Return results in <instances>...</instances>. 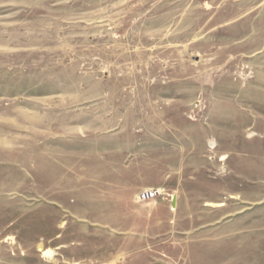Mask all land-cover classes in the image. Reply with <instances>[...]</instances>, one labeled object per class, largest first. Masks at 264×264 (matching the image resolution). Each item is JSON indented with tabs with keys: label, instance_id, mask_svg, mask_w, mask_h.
I'll return each instance as SVG.
<instances>
[{
	"label": "rangeland",
	"instance_id": "rangeland-1",
	"mask_svg": "<svg viewBox=\"0 0 264 264\" xmlns=\"http://www.w3.org/2000/svg\"><path fill=\"white\" fill-rule=\"evenodd\" d=\"M0 264H264V0H0Z\"/></svg>",
	"mask_w": 264,
	"mask_h": 264
},
{
	"label": "crops",
	"instance_id": "crops-1",
	"mask_svg": "<svg viewBox=\"0 0 264 264\" xmlns=\"http://www.w3.org/2000/svg\"><path fill=\"white\" fill-rule=\"evenodd\" d=\"M114 194V193H113ZM116 195H112L113 197H110V196H106V197H104L105 199L107 198V199H111V200H113V199H115V200H120V199H123L124 197L123 196H121V194H120V192H118V193H115ZM137 199V197L135 196V195H132V194H129L128 195V198H126V200L128 201V203L130 202L134 207H135V204L137 203L138 204V202H141V201H138V200H136ZM138 201V202H137ZM117 203H112L111 204V207H110V211L109 212H107V214L108 215H114V212H115V208L117 207V206H115ZM118 205H120V202H119V204ZM103 213H105V212H103ZM130 214V213H129ZM134 216H137V214H136V212L133 214ZM112 217V216H111ZM170 221H172V220H170ZM113 227L111 226V224L109 223V226H108V231L110 230L111 231V229H112ZM168 230H171V231H177V230H180L179 228H178V226L176 225V224H173V223H171V229L169 228ZM133 253H135V252H131V255L133 254ZM129 256V255H128Z\"/></svg>",
	"mask_w": 264,
	"mask_h": 264
},
{
	"label": "built area",
	"instance_id": "built-area-1",
	"mask_svg": "<svg viewBox=\"0 0 264 264\" xmlns=\"http://www.w3.org/2000/svg\"><path fill=\"white\" fill-rule=\"evenodd\" d=\"M158 194L157 189H145L137 193L136 197L139 201H147L155 198Z\"/></svg>",
	"mask_w": 264,
	"mask_h": 264
}]
</instances>
